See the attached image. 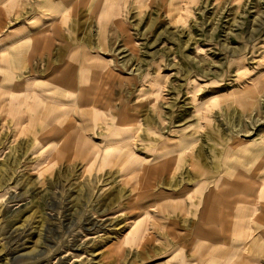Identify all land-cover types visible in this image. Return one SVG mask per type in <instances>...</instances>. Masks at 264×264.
I'll use <instances>...</instances> for the list:
<instances>
[{"label":"rangeland","instance_id":"1","mask_svg":"<svg viewBox=\"0 0 264 264\" xmlns=\"http://www.w3.org/2000/svg\"><path fill=\"white\" fill-rule=\"evenodd\" d=\"M0 264H264V0H0Z\"/></svg>","mask_w":264,"mask_h":264}]
</instances>
